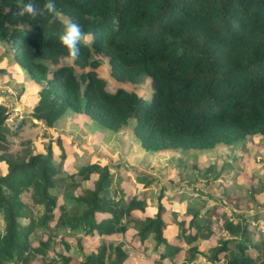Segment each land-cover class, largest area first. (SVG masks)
I'll return each instance as SVG.
<instances>
[{"label": "trees", "instance_id": "trees-1", "mask_svg": "<svg viewBox=\"0 0 264 264\" xmlns=\"http://www.w3.org/2000/svg\"><path fill=\"white\" fill-rule=\"evenodd\" d=\"M36 2L42 5L44 0ZM16 3L0 0V43L9 45L13 62L41 86L29 115L32 122L52 128L71 110L118 132L135 119L134 133L142 149L152 153L208 150L249 136L264 138V0H55L59 10L77 19L93 37L81 42V58L73 65L63 63L61 24L49 26L38 18L33 30L26 32L21 24L28 20L12 18ZM100 56L107 58L110 75L118 83L138 86L148 78L151 97L141 99L122 87L109 92L97 72ZM9 118L1 104L0 152L11 133ZM0 161L7 167V173L0 175V264H34L36 255H44L47 243L33 248L30 236L55 220L57 209L62 212L60 223L73 230L123 236L128 234L126 215L144 210L137 198L121 206L110 197L107 166L94 163L79 169L81 178L98 173L99 179L94 188H82L75 203L67 207L55 193L57 173L51 149L46 154L2 153ZM25 194H31L40 207L38 215L23 202ZM164 212L160 206L154 218H134V236L143 244L153 235L156 249L164 247L161 259L166 260L180 253L181 247L165 236L169 225L162 219ZM188 213L187 229L185 220L177 222L182 229L177 238L188 246L198 236L209 239L211 234L204 232L198 215L193 209ZM250 226L248 217L228 221L225 228L232 238L211 249L208 260L264 264V236L252 243L251 237L260 233L250 231ZM249 249L256 250L257 256L247 255ZM200 254L189 249L182 264H191ZM126 258L122 245L113 241L103 243L97 254L81 264H123ZM42 264H71V257Z\"/></svg>", "mask_w": 264, "mask_h": 264}, {"label": "rangeland", "instance_id": "rangeland-1", "mask_svg": "<svg viewBox=\"0 0 264 264\" xmlns=\"http://www.w3.org/2000/svg\"><path fill=\"white\" fill-rule=\"evenodd\" d=\"M12 59L9 45L0 43V102L9 111L7 125L11 132L0 154L18 156L28 151L46 154L51 149L57 173L55 193L60 195L59 202L67 207L75 203L82 188L95 187L98 173L87 179L78 174L81 167L94 163L110 169L109 195L113 200L125 206L137 198L144 204L143 211L135 210L126 215V236L73 230L60 223L58 218L62 212L57 209L56 219L30 236L33 248L47 243L44 255H36L34 264L48 263L60 256L71 257V264H81L87 256L97 254L103 243L113 241L120 243L127 253L123 264H182L189 249L201 253L191 264H226L224 260L214 263L208 259L211 249L222 240L232 238L225 228L228 221L237 222L248 217L250 231L260 233L251 237L252 243L264 236V216H254L264 212L263 137L249 136L232 145L220 144L208 150L173 149L152 153L142 149L134 133L135 119L113 132L87 115L68 110L54 127L48 128L29 118L41 86ZM98 59L102 64L97 72L109 92L122 87L141 99L151 97L153 90L148 78L138 86L118 83L110 75L107 58L100 56ZM63 63L73 65L67 60ZM26 117L23 128L14 134ZM6 173V165L0 161V175ZM22 199L27 208L38 215L40 207L34 204L31 194H25ZM160 206L165 210L162 219L169 225L165 236L171 244L181 247V252L173 259H161L164 247L156 249L153 235L143 244L134 236L137 229L134 218H154ZM189 209L198 215L204 232L211 236L209 239L198 236L196 242L188 246L186 241L177 238L182 231L177 222L185 220L187 229L191 219ZM246 254L257 256L254 249Z\"/></svg>", "mask_w": 264, "mask_h": 264}, {"label": "clouds", "instance_id": "clouds-1", "mask_svg": "<svg viewBox=\"0 0 264 264\" xmlns=\"http://www.w3.org/2000/svg\"><path fill=\"white\" fill-rule=\"evenodd\" d=\"M12 18L17 21L27 19L28 23L21 24L26 32L33 30L36 26L34 22L38 18L45 19L49 26L59 22L62 28L59 45L66 52L63 58L71 63L81 58V42L86 43L93 39L92 34L86 33L77 19L65 15L57 8L55 0H44L42 5L37 4L36 0H18L13 7Z\"/></svg>", "mask_w": 264, "mask_h": 264}, {"label": "crops", "instance_id": "crops-1", "mask_svg": "<svg viewBox=\"0 0 264 264\" xmlns=\"http://www.w3.org/2000/svg\"><path fill=\"white\" fill-rule=\"evenodd\" d=\"M37 102H38V101H37ZM36 104H37V103H36ZM34 107H35V106H34ZM34 107H33V108H34ZM32 111H33V109H32ZM31 113H32V112H31ZM31 113H30V114H31ZM26 118H27V117H26ZM36 122H38V121H36ZM40 123H41V122H40Z\"/></svg>", "mask_w": 264, "mask_h": 264}, {"label": "built area", "instance_id": "built-area-1", "mask_svg": "<svg viewBox=\"0 0 264 264\" xmlns=\"http://www.w3.org/2000/svg\"><path fill=\"white\" fill-rule=\"evenodd\" d=\"M0 104H2V103L0 102Z\"/></svg>", "mask_w": 264, "mask_h": 264}]
</instances>
